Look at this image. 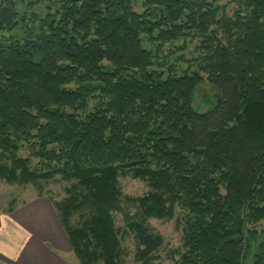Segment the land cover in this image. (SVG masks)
Masks as SVG:
<instances>
[{
    "label": "trees",
    "instance_id": "1",
    "mask_svg": "<svg viewBox=\"0 0 264 264\" xmlns=\"http://www.w3.org/2000/svg\"><path fill=\"white\" fill-rule=\"evenodd\" d=\"M219 1L0 0V179L76 181L49 199L80 264H121L127 174L151 187L146 217L180 211L175 264H264V0ZM128 230L156 264L163 236Z\"/></svg>",
    "mask_w": 264,
    "mask_h": 264
},
{
    "label": "rangeland",
    "instance_id": "2",
    "mask_svg": "<svg viewBox=\"0 0 264 264\" xmlns=\"http://www.w3.org/2000/svg\"><path fill=\"white\" fill-rule=\"evenodd\" d=\"M219 4L224 9V16H232L236 11V3L233 0H220ZM7 34V37H10ZM181 46L187 44V50L184 52L188 59L193 58L192 50L197 46V42L184 40L179 41ZM188 64H184L187 67ZM218 91L208 82L203 83L197 90L193 99L194 108L205 113L212 108L218 101ZM24 157L30 156L26 148L20 151ZM36 161H34V164ZM76 181H65L61 176H56L49 181H40L28 185L10 184L0 179V217L14 214L22 206H26L37 198H51L54 202L60 203L68 198L67 190L71 188ZM118 186L122 192L123 211L117 214V227L122 234L121 246V264H142L137 253L142 248L135 232L128 230L132 222L142 224L149 233L163 236L165 243L159 251V259L156 264H175L183 252V225L181 223L180 211L178 210L173 219H159L146 217L138 203V200L151 192L149 184L132 175H121L118 180ZM44 192L40 196L39 192ZM50 200V199H49ZM51 201V200H50ZM17 209V210H16ZM18 212V211H17ZM16 215V214H15ZM86 217L82 218L80 214H75L72 218V224L78 226L83 224ZM257 230L264 231V222L257 226Z\"/></svg>",
    "mask_w": 264,
    "mask_h": 264
},
{
    "label": "crops",
    "instance_id": "3",
    "mask_svg": "<svg viewBox=\"0 0 264 264\" xmlns=\"http://www.w3.org/2000/svg\"><path fill=\"white\" fill-rule=\"evenodd\" d=\"M22 208L0 217V264H80L52 201Z\"/></svg>",
    "mask_w": 264,
    "mask_h": 264
}]
</instances>
